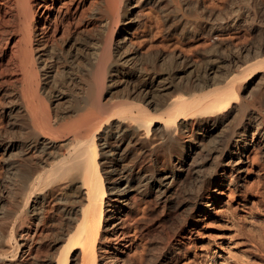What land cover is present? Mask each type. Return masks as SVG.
Masks as SVG:
<instances>
[{
	"label": "bare ground",
	"instance_id": "1",
	"mask_svg": "<svg viewBox=\"0 0 264 264\" xmlns=\"http://www.w3.org/2000/svg\"><path fill=\"white\" fill-rule=\"evenodd\" d=\"M219 2L0 0V264H136L137 194H185L195 225L251 149L264 162V0ZM144 6L198 59L141 51Z\"/></svg>",
	"mask_w": 264,
	"mask_h": 264
},
{
	"label": "rangeland",
	"instance_id": "2",
	"mask_svg": "<svg viewBox=\"0 0 264 264\" xmlns=\"http://www.w3.org/2000/svg\"><path fill=\"white\" fill-rule=\"evenodd\" d=\"M206 1L207 5L213 2L212 5L220 3V8L222 7L219 0ZM138 17L140 25L129 37L141 51H150L155 47L166 52L176 49V52L187 57L191 55L189 58L192 61L198 59L192 57L190 51H197L200 48L202 43L200 40H183L177 34H168L169 31L166 24H162L159 12L150 6H144ZM237 32L232 31L228 36L227 34L220 36L225 42L230 37L229 41L231 39L230 42L235 43L233 45L243 43L242 39L246 36L250 40L248 33ZM152 44L157 45L150 47ZM185 177L183 178L187 179ZM242 178V186L237 190L226 187L216 195L213 208L202 217V221L195 224L196 226L188 209L180 205L185 200V194L183 196L177 192V198L175 197L170 205L174 209L170 206L165 207L152 197L146 198L143 194H137V206L127 223L129 247L125 254L126 260L130 259L136 264L144 262L153 264L150 259L161 255L167 244L166 242L164 244V241L169 239L177 242L181 239L182 252L171 264H264V162L255 149H251L245 156ZM180 181L178 179L174 183L175 189L180 185Z\"/></svg>",
	"mask_w": 264,
	"mask_h": 264
}]
</instances>
